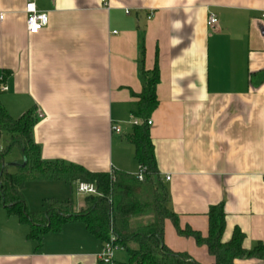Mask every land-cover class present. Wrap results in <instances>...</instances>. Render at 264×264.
<instances>
[{
	"label": "crops",
	"instance_id": "obj_1",
	"mask_svg": "<svg viewBox=\"0 0 264 264\" xmlns=\"http://www.w3.org/2000/svg\"><path fill=\"white\" fill-rule=\"evenodd\" d=\"M104 1L35 0L49 26L30 35L26 0H0L2 105L14 119L35 111L33 137L44 161L136 176L128 138L143 89L140 65L151 72L158 62L149 128L180 227L206 237L209 210L223 203V242L240 230L245 250L264 244V0ZM30 232L0 213V264H99L104 244L81 222L43 236L40 247ZM164 242L198 264H215L170 221ZM117 254L115 263L128 261Z\"/></svg>",
	"mask_w": 264,
	"mask_h": 264
},
{
	"label": "trees",
	"instance_id": "obj_2",
	"mask_svg": "<svg viewBox=\"0 0 264 264\" xmlns=\"http://www.w3.org/2000/svg\"><path fill=\"white\" fill-rule=\"evenodd\" d=\"M144 56V47H142ZM143 89L138 99V112L133 134L128 138L135 147V160L146 168L144 181L122 171L92 173L77 165L47 162L41 157L33 130L37 122L35 111L30 110L14 119L0 101V141L7 136V146L0 150V205L8 216L30 226V241L40 247L43 236L60 233L69 222H81L95 239L105 244L110 235L115 245L128 255L124 264H198L185 254L172 252L164 242L165 225L170 221L179 236L193 238L205 246L215 264H235L248 259L264 262V244L253 250L244 249L245 235L235 230L228 243L223 242L226 229L224 204L212 206L208 213L209 232L206 237L190 228L182 229L179 217L170 208V195L160 176L148 121L158 106L157 87L160 83L158 62L151 72L140 65ZM264 81V72L261 74ZM3 81H0V96ZM21 159L8 162L13 151ZM30 182H64L70 187L67 201L49 200L43 212L28 210L24 191ZM94 185L98 195L86 196L85 208L74 211L73 186L76 183ZM99 264H103L99 262ZM117 264V263H116Z\"/></svg>",
	"mask_w": 264,
	"mask_h": 264
},
{
	"label": "built area",
	"instance_id": "obj_3",
	"mask_svg": "<svg viewBox=\"0 0 264 264\" xmlns=\"http://www.w3.org/2000/svg\"><path fill=\"white\" fill-rule=\"evenodd\" d=\"M26 27L27 31L30 35H38L41 31L46 29L49 26V16L46 13L40 12L37 10L35 0H26ZM106 2L103 0V3ZM106 4L105 6H107ZM128 13V12H127ZM262 19L264 20V13L262 14ZM151 16L149 17V19ZM0 19H3V15L0 14ZM218 20L215 15H211L209 17L208 25L211 27L216 26ZM0 81H3V78H0ZM8 89L6 86L1 88L2 92H6ZM39 119H42L43 116L39 115ZM132 124L134 126L139 124V121L134 119ZM148 126H152V122L148 121ZM113 131L117 134L121 133V130L118 127H114ZM113 173V172H112ZM111 173V175H112ZM146 174V168L144 166H139V171L136 175L139 181H144ZM167 180H170L168 177ZM90 195H98L97 190L94 185L85 184V183H76V196L86 197ZM119 248L115 245L114 235H110V240L104 244L101 253L98 255L99 262L103 264H116L115 263V255Z\"/></svg>",
	"mask_w": 264,
	"mask_h": 264
},
{
	"label": "rangeland",
	"instance_id": "obj_4",
	"mask_svg": "<svg viewBox=\"0 0 264 264\" xmlns=\"http://www.w3.org/2000/svg\"><path fill=\"white\" fill-rule=\"evenodd\" d=\"M7 140V136L2 137L0 141V150H4L6 148ZM20 159V154L15 150L7 160L13 165ZM71 195L70 187H68L64 182H30L27 184L24 191L26 204L27 200L30 202L28 210L32 213L43 212L46 208V203L49 200L55 199L58 201H67ZM84 198L85 197L82 196H76V186H73L74 205H78V203H80ZM4 212L8 216L6 210L0 205V213L4 214ZM126 255L127 254L122 249L118 250L117 257L123 259Z\"/></svg>",
	"mask_w": 264,
	"mask_h": 264
},
{
	"label": "water",
	"instance_id": "obj_5",
	"mask_svg": "<svg viewBox=\"0 0 264 264\" xmlns=\"http://www.w3.org/2000/svg\"><path fill=\"white\" fill-rule=\"evenodd\" d=\"M14 165L16 166V164H13V166H14Z\"/></svg>",
	"mask_w": 264,
	"mask_h": 264
}]
</instances>
